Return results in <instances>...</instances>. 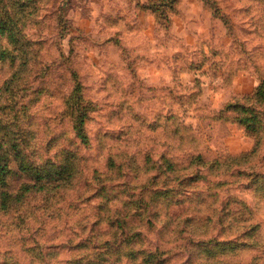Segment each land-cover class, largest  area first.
<instances>
[{
	"label": "rangeland",
	"instance_id": "obj_1",
	"mask_svg": "<svg viewBox=\"0 0 264 264\" xmlns=\"http://www.w3.org/2000/svg\"><path fill=\"white\" fill-rule=\"evenodd\" d=\"M1 169L0 264H264V0H0Z\"/></svg>",
	"mask_w": 264,
	"mask_h": 264
},
{
	"label": "trees",
	"instance_id": "obj_2",
	"mask_svg": "<svg viewBox=\"0 0 264 264\" xmlns=\"http://www.w3.org/2000/svg\"><path fill=\"white\" fill-rule=\"evenodd\" d=\"M20 162L22 163L23 160H20ZM2 170L3 169H1L0 172H2ZM30 175L33 176L32 179L31 177H29L30 178L29 183H25V185L22 188H20V190L16 189L15 191L10 192L7 189L5 191L0 189V211H7L10 208L11 204H20L24 199L23 196L25 195V193L29 191L32 190H36L37 192L43 191L45 187H47V185H52L53 187L51 189L55 187L57 188L59 186L57 181L60 178L58 179L54 177L51 178L50 176L45 175L44 173L40 172L37 169L35 170L30 169ZM34 176H36L38 179L34 178ZM32 181H34V183H32ZM56 184L58 185L56 186ZM51 189H47V190H51Z\"/></svg>",
	"mask_w": 264,
	"mask_h": 264
}]
</instances>
